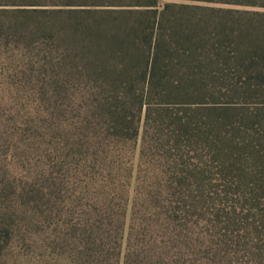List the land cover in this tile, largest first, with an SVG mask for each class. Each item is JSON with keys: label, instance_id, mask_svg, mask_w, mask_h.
I'll list each match as a JSON object with an SVG mask.
<instances>
[{"label": "rangeland", "instance_id": "374dc122", "mask_svg": "<svg viewBox=\"0 0 264 264\" xmlns=\"http://www.w3.org/2000/svg\"><path fill=\"white\" fill-rule=\"evenodd\" d=\"M13 1L0 7V264H264L245 201L264 176V91L234 58L263 9L170 0L189 5L184 33L205 23L163 42L143 90L86 69L67 39L78 17L57 13L108 7Z\"/></svg>", "mask_w": 264, "mask_h": 264}, {"label": "trees", "instance_id": "16d2710c", "mask_svg": "<svg viewBox=\"0 0 264 264\" xmlns=\"http://www.w3.org/2000/svg\"><path fill=\"white\" fill-rule=\"evenodd\" d=\"M202 2H222L257 6L262 11L253 13L250 24H256L249 32L248 44L242 54L244 59L235 58L246 74L245 81L254 84L264 91V0H190ZM13 0H0V7L15 5ZM79 3L80 6H106L107 9H71L58 10L57 13H69L75 17L70 23L74 26L67 39L73 44H84L85 68L92 69L100 77H104L116 85L117 77L125 78L122 85L134 87L135 80L139 81L141 89L151 88L156 75L161 71L160 58L162 52L167 51L164 41L170 42L171 37L185 35L200 36V27L205 23L202 19L190 22L188 33L183 31L184 20L182 12L189 8L187 4H178L170 0H73L68 5ZM201 7V6H196ZM19 11L13 10L12 12ZM10 11L0 8V14L8 16ZM77 14H85L78 16ZM87 14V15H86ZM135 18V19H132ZM256 30V32H255ZM168 31V34H167ZM248 35V32L246 36ZM90 55L87 52V46ZM171 47V46H170ZM169 51V50H168ZM171 51V50H170ZM235 53L240 52V48ZM243 64V65H242ZM139 68L136 71L135 66ZM165 67L167 66L164 65ZM264 110V106H262ZM255 161L260 162L264 175V139L261 146L254 150ZM262 175V176H263ZM261 193L251 195L245 199L251 210L260 209L261 222L264 223V176L257 185ZM106 235H102L103 239ZM106 243L101 242L103 254L107 253ZM118 250L120 243L116 240ZM119 252L117 253V255ZM121 255V252H120Z\"/></svg>", "mask_w": 264, "mask_h": 264}]
</instances>
